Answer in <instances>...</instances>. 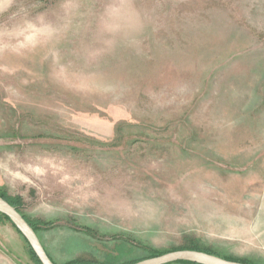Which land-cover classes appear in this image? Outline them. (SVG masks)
<instances>
[{
    "label": "rangeland",
    "instance_id": "obj_1",
    "mask_svg": "<svg viewBox=\"0 0 264 264\" xmlns=\"http://www.w3.org/2000/svg\"><path fill=\"white\" fill-rule=\"evenodd\" d=\"M0 186L58 263L264 264V0H0Z\"/></svg>",
    "mask_w": 264,
    "mask_h": 264
},
{
    "label": "water",
    "instance_id": "obj_2",
    "mask_svg": "<svg viewBox=\"0 0 264 264\" xmlns=\"http://www.w3.org/2000/svg\"><path fill=\"white\" fill-rule=\"evenodd\" d=\"M0 212L8 216L11 222L17 227L27 240L28 244L35 252L42 264H55L48 256L44 246L42 245L38 235L24 219L23 215L5 199L0 196ZM175 261H190L199 264H246L234 260H228L220 256L210 254L195 249H177L162 253L157 256L144 258L129 264H167ZM111 264V263H100ZM128 264V263H120Z\"/></svg>",
    "mask_w": 264,
    "mask_h": 264
},
{
    "label": "trees",
    "instance_id": "obj_3",
    "mask_svg": "<svg viewBox=\"0 0 264 264\" xmlns=\"http://www.w3.org/2000/svg\"><path fill=\"white\" fill-rule=\"evenodd\" d=\"M0 196L3 199H5L9 204L14 206L23 215L24 219L30 224V226L33 228V230L36 232V234L38 233L40 227H45L48 224L52 223V221H44V220H41V219H32V218L28 217V215H26L25 212L22 210L23 200H22L21 196L20 195H12V194H10L8 192V190L5 187H3V186H0ZM0 220L9 222L12 225V227L16 230V232L22 237V239L24 240V242H25V244L27 246V250H28L29 256H30L33 264H42L41 261L39 260V258L37 257V255L35 254V252L32 250V248L28 244V242L25 239V237L17 229V227L11 222V220L8 218V216H6L5 214L0 212ZM42 245H43V243H42ZM44 248L46 250L45 246H44ZM117 248H120V250H121V248L126 250V245L124 243L122 245H118ZM177 249H195V250L204 251V252H207V253H210V254H214V255L220 256L222 258L228 259V260H234V261L243 262V263H246V264H254L253 262H251L247 258L230 257V256H227V255L218 254L217 252L212 251V250H210L208 248H201V247H198V246H195V245H193V246H191V245L190 246H182V247H178V248H174V249H153V248H150L149 251H148V255L147 256L140 257V258H137V259H134V260L123 261V262H116V259H117L116 257L114 258L115 260L113 259V261H110V262L109 261L108 262H96V261L85 260V259H82L80 257H75V258H72V259L67 260L65 262L58 263V262H55L53 260V258L47 252V250H46V252H47L48 256L52 259V261L55 264H100V263H111V264L128 263L129 264V263L137 262V261L142 260L144 258L157 256V255H160L162 253H165V252H168V251H172V250H177ZM176 263H180V264H199V263L190 262V261H175V262H171V263H167V264H176Z\"/></svg>",
    "mask_w": 264,
    "mask_h": 264
},
{
    "label": "crops",
    "instance_id": "obj_4",
    "mask_svg": "<svg viewBox=\"0 0 264 264\" xmlns=\"http://www.w3.org/2000/svg\"><path fill=\"white\" fill-rule=\"evenodd\" d=\"M0 224L4 225L5 227L9 226L12 230V227H11L12 225L9 224L7 221L0 220ZM12 232L15 234V236H17L15 231H12ZM0 235H1V233H0ZM1 238L2 237L0 236V239ZM0 264H15L13 261L9 260L6 253L2 250L1 245H0Z\"/></svg>",
    "mask_w": 264,
    "mask_h": 264
}]
</instances>
